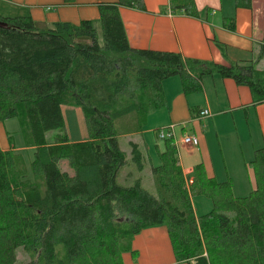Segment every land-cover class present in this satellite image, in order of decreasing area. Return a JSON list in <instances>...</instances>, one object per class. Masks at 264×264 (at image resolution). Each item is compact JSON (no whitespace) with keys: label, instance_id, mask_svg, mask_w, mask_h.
Segmentation results:
<instances>
[{"label":"trees","instance_id":"obj_1","mask_svg":"<svg viewBox=\"0 0 264 264\" xmlns=\"http://www.w3.org/2000/svg\"><path fill=\"white\" fill-rule=\"evenodd\" d=\"M168 1L170 10L198 17L193 0ZM234 2L249 8L251 0ZM91 3L100 40L89 19L39 28L29 15L0 17V121L16 118L31 151L26 163L11 138L10 148L0 149V264H14L17 248L27 253L25 264H123L133 236L158 225L165 226L177 263L264 264V145L249 162L254 187L234 196L228 180L205 177L200 164L186 187L171 138L146 157L135 142L129 141V156L118 144L165 106L164 79L179 76L189 94L201 90L202 76L216 73L247 86L259 104L264 70L252 62L224 65L133 48L119 9L145 11L144 0ZM225 27L234 31L232 21ZM61 105L80 109L87 139L69 140ZM145 159L154 193L140 178L118 182L125 165L141 172ZM195 194L212 201L200 216L191 203Z\"/></svg>","mask_w":264,"mask_h":264},{"label":"crops","instance_id":"obj_2","mask_svg":"<svg viewBox=\"0 0 264 264\" xmlns=\"http://www.w3.org/2000/svg\"><path fill=\"white\" fill-rule=\"evenodd\" d=\"M2 1L0 0V5L2 3L11 5ZM11 1L15 2L16 6L11 8L0 6V17L17 16L10 14L18 8L25 10V7L19 4H26L29 16L38 20L43 19L41 9L54 4L94 5L97 8L91 0H76L73 4H64L63 0L53 3L46 0ZM193 1L198 17L170 10L168 0H144L145 11L121 7L119 14L129 45L138 49L177 52L185 58L224 65L252 62L257 69L264 70V0H251L249 8L236 6L234 0ZM230 21L234 24V31L225 27ZM161 86L165 106L150 112L146 122L153 124V121L157 120L155 128L190 122L188 127L183 128L185 125L181 127L183 130L172 127L178 163L186 181H192L191 175L197 164H200L202 169L204 166L209 168L214 158L207 143L206 133L198 136L197 146H186L181 141L182 137L187 134L195 135L198 127L209 120L212 125L214 123L217 134L221 125L224 126V122L228 124V120H241L239 114L241 112L244 120H250L252 117L257 120L264 141V103L253 104L247 86L237 85L232 79L222 78L216 73L202 76L201 90L195 93L183 92L179 76L164 79ZM193 108L195 116L191 114ZM203 108L208 109L210 114L199 117L198 112ZM191 125L192 131L189 130ZM148 127L132 136L136 141L130 139L140 147L143 146L145 151L149 144L146 136L150 131ZM155 143L157 142H153L152 149ZM9 148V142L7 147L0 146L1 150ZM152 153L146 151V156ZM208 168L205 177H213ZM130 245L131 250L121 254L123 264H186L175 262L169 236L163 225L143 228L133 236Z\"/></svg>","mask_w":264,"mask_h":264},{"label":"rangeland","instance_id":"obj_3","mask_svg":"<svg viewBox=\"0 0 264 264\" xmlns=\"http://www.w3.org/2000/svg\"><path fill=\"white\" fill-rule=\"evenodd\" d=\"M46 1H48V3H53L54 1L58 0ZM2 2H8L11 4L9 5L2 3L0 6L3 8H11L16 6V3L11 0H3ZM19 5L21 7H25V10L18 8L16 9L17 11L15 10V12H13L12 9H9V11L13 12V14L10 15H18L19 13L20 15H29L28 10H26V4ZM41 10H43L42 20H38L37 18L35 19L32 16L34 24L39 28H47L52 22L55 21L66 20L72 23H77L81 18H88L97 32L98 39H101V24L97 8L94 5L54 4L48 8L43 7ZM60 110L63 119V128L69 140L80 141L82 139H86L87 128L80 109L71 105H61ZM239 114L242 117L241 120H228V124L224 122V126L221 125V129L217 132V134L215 133L216 128L214 127V123L212 125L211 120H209L208 123H204V125L198 127V131L194 132V136L197 140L198 136L206 133L208 141L207 143L209 144L212 151V158H214L209 168L208 166L203 167L202 171L204 176H207V172L205 173V171H207L208 168L209 173L213 175L217 182L228 180L230 183L231 193L234 196L247 195L254 187V174L251 167L249 166V162L253 158V150L257 149L258 147H262L264 144L257 120H255L254 117H252L250 120H244L243 113L240 112ZM189 123L190 122H182L173 124L172 127L178 130H183L181 127L183 125H185L183 128L188 127ZM156 124L157 120H154L153 124L146 122L145 125V129L148 126V128H150L149 133L146 135L149 141L146 151L151 153L153 152V149L151 148L153 142L162 144V141L165 138H168L167 136L161 138L159 135L160 131H163L165 134H167V127L155 128ZM189 130L192 131V125L189 127ZM55 132L56 130H51L47 133V136L51 137ZM135 134L137 133L121 135L118 138L119 147L127 154V156L130 154L129 141ZM8 135H10V137H8ZM9 138L12 140L11 145H13L14 148L23 155L25 162L28 163L31 157V151H27L24 147L23 135L20 131V127L16 118L7 119L3 122L0 121V146L7 147ZM173 138L174 136H172L171 140L174 144ZM132 139L133 141H136V138ZM141 149L143 155L146 157L145 148L142 146ZM64 164L62 165V168H65ZM144 164V170L141 172L137 171L133 164L125 165L119 172L117 178L118 182L126 185L132 183L135 178H140L143 187L154 193L155 187L150 173V167L146 159ZM189 183L190 182L187 180L186 187H188ZM191 203L196 216H200L212 208L211 199L204 194L193 195L191 198ZM15 254L16 259L14 264H25L28 261V255L23 249L17 248Z\"/></svg>","mask_w":264,"mask_h":264},{"label":"built area","instance_id":"obj_4","mask_svg":"<svg viewBox=\"0 0 264 264\" xmlns=\"http://www.w3.org/2000/svg\"><path fill=\"white\" fill-rule=\"evenodd\" d=\"M210 114L209 110L206 108H203L201 110H199L198 112V116L199 117H206ZM167 134H165L163 131H160V137L164 138L165 136H167L168 138H172V136H174L173 131H172V126L167 127ZM182 143L185 145H191V146H197L198 144V140L196 139V137L192 134H187L184 135L182 137Z\"/></svg>","mask_w":264,"mask_h":264},{"label":"water","instance_id":"obj_5","mask_svg":"<svg viewBox=\"0 0 264 264\" xmlns=\"http://www.w3.org/2000/svg\"><path fill=\"white\" fill-rule=\"evenodd\" d=\"M0 26H4V25H1V23H0Z\"/></svg>","mask_w":264,"mask_h":264}]
</instances>
